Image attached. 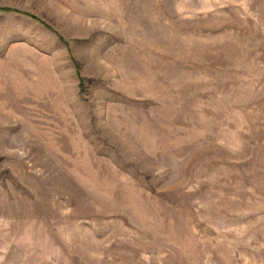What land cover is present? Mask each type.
<instances>
[{
    "label": "rangeland",
    "instance_id": "374dc122",
    "mask_svg": "<svg viewBox=\"0 0 264 264\" xmlns=\"http://www.w3.org/2000/svg\"><path fill=\"white\" fill-rule=\"evenodd\" d=\"M0 264H264V0H0Z\"/></svg>",
    "mask_w": 264,
    "mask_h": 264
},
{
    "label": "water",
    "instance_id": "95a60500",
    "mask_svg": "<svg viewBox=\"0 0 264 264\" xmlns=\"http://www.w3.org/2000/svg\"><path fill=\"white\" fill-rule=\"evenodd\" d=\"M208 227L207 226H204V229H207Z\"/></svg>",
    "mask_w": 264,
    "mask_h": 264
}]
</instances>
